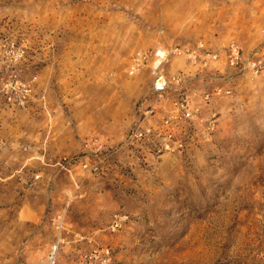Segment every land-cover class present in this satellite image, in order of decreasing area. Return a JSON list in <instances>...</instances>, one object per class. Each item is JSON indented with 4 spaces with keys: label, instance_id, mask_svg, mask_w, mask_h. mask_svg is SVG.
Here are the masks:
<instances>
[{
    "label": "rangeland",
    "instance_id": "374dc122",
    "mask_svg": "<svg viewBox=\"0 0 264 264\" xmlns=\"http://www.w3.org/2000/svg\"><path fill=\"white\" fill-rule=\"evenodd\" d=\"M231 43L264 55V0H0V264H264V76ZM158 46L184 83L147 118Z\"/></svg>",
    "mask_w": 264,
    "mask_h": 264
},
{
    "label": "built area",
    "instance_id": "2783aa9c",
    "mask_svg": "<svg viewBox=\"0 0 264 264\" xmlns=\"http://www.w3.org/2000/svg\"><path fill=\"white\" fill-rule=\"evenodd\" d=\"M179 51L178 48L172 50L166 47L156 48L152 52H144L135 57V64L133 66V70L139 69L144 62H151L152 66V74L153 84H152V94L154 96V103L149 106L150 109L147 110L146 116L150 117L155 112V108H157L161 103L164 95L168 92V90L172 86H180L181 83H184L183 75H177L173 77H168L164 71L163 67L166 65L172 54H175ZM204 51V45H197L194 49L187 50L188 60L197 63L198 61L207 66V59L201 60L200 53ZM222 55L225 60L226 66L230 69L250 73L254 76H264V55H259L257 53H252L245 55L240 47L234 43H231L222 49V54H214L209 53L208 56L211 57L212 60L217 61V59ZM156 64V67L154 65ZM219 90L217 92H221ZM146 118V119H147ZM168 123V122H167ZM154 136V128L152 125L143 124L140 122H135L129 132L128 139L131 143H138L139 141H143L146 139H150ZM58 233H62L64 230V226L62 221L56 227ZM61 242V238H58L57 245H55L52 249L51 254L44 264H56V256L59 250V244ZM106 253H108L106 251Z\"/></svg>",
    "mask_w": 264,
    "mask_h": 264
},
{
    "label": "bare ground",
    "instance_id": "6f19581e",
    "mask_svg": "<svg viewBox=\"0 0 264 264\" xmlns=\"http://www.w3.org/2000/svg\"><path fill=\"white\" fill-rule=\"evenodd\" d=\"M158 48H162V46H158ZM158 48H157V49H158ZM154 67H156V64L154 65Z\"/></svg>",
    "mask_w": 264,
    "mask_h": 264
}]
</instances>
